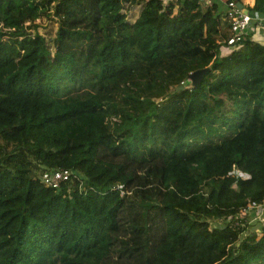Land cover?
<instances>
[{
    "label": "trees",
    "instance_id": "obj_1",
    "mask_svg": "<svg viewBox=\"0 0 264 264\" xmlns=\"http://www.w3.org/2000/svg\"><path fill=\"white\" fill-rule=\"evenodd\" d=\"M198 8L0 0V264H264V44Z\"/></svg>",
    "mask_w": 264,
    "mask_h": 264
},
{
    "label": "built area",
    "instance_id": "obj_2",
    "mask_svg": "<svg viewBox=\"0 0 264 264\" xmlns=\"http://www.w3.org/2000/svg\"><path fill=\"white\" fill-rule=\"evenodd\" d=\"M225 14L229 20L231 28V35L226 41V47L230 50L237 49L241 46L250 26H253L254 28L256 26L257 28L264 30V20L259 18L258 12L248 11L247 13H242L241 9L237 6V2L234 0H230L226 3ZM71 174L72 171L70 170L53 168L45 170L40 177L41 181L46 186L52 189H59L61 183L66 182ZM250 209H253L252 213L255 220L260 221L264 226V198L261 201L249 202L242 214ZM225 220V223L227 222L230 224L229 218Z\"/></svg>",
    "mask_w": 264,
    "mask_h": 264
},
{
    "label": "crops",
    "instance_id": "obj_3",
    "mask_svg": "<svg viewBox=\"0 0 264 264\" xmlns=\"http://www.w3.org/2000/svg\"><path fill=\"white\" fill-rule=\"evenodd\" d=\"M168 1L170 0H163V2H168ZM198 1H199V8L193 14L199 13L200 15L201 11L204 9L205 11L208 12L210 16L209 18H212L213 16L214 18H220L224 15L226 0H198ZM234 1H236L237 3H241L243 9L244 8L247 9L248 6H251L253 4L254 0H234ZM219 14H220V17H219ZM257 30L258 28L256 26L255 28L250 26L248 28L247 34L251 33V38L260 42L256 38L260 37L261 35H264V32H262L261 30L260 31H257ZM263 42L264 41H261L260 43H263Z\"/></svg>",
    "mask_w": 264,
    "mask_h": 264
},
{
    "label": "rangeland",
    "instance_id": "obj_4",
    "mask_svg": "<svg viewBox=\"0 0 264 264\" xmlns=\"http://www.w3.org/2000/svg\"><path fill=\"white\" fill-rule=\"evenodd\" d=\"M226 3H227V1H226ZM226 3H225V10H226ZM195 12L196 11H194L193 13H195ZM257 12H258L259 18L264 20V12L263 13L261 11H257ZM194 16L195 17L199 16V13L194 14ZM42 24L44 26L40 27L39 31L43 32V33H49L51 35L53 34V32L56 30V27H57V23H55V22L50 23L49 21H47L44 18L42 19ZM251 27H253V26H251ZM260 30L262 32H264L263 29H259V28L257 31H260ZM114 36H115L114 33H112V37H114ZM256 39L259 40L260 42L264 41V35H261L260 37H257ZM247 221H248V226H249L250 231L251 230H257V228L260 229L259 227L263 226V224L260 221L255 220V217H253V213H250V216L247 218ZM211 222L214 224L219 223L220 225H222L224 221L222 219H219L218 221H210V223Z\"/></svg>",
    "mask_w": 264,
    "mask_h": 264
},
{
    "label": "water",
    "instance_id": "obj_5",
    "mask_svg": "<svg viewBox=\"0 0 264 264\" xmlns=\"http://www.w3.org/2000/svg\"><path fill=\"white\" fill-rule=\"evenodd\" d=\"M238 8L241 9L242 13H247V9H243L241 3H237ZM209 71V69L196 70L188 75V81L190 83V87L195 89L199 83L201 82L203 76Z\"/></svg>",
    "mask_w": 264,
    "mask_h": 264
},
{
    "label": "clouds",
    "instance_id": "obj_6",
    "mask_svg": "<svg viewBox=\"0 0 264 264\" xmlns=\"http://www.w3.org/2000/svg\"><path fill=\"white\" fill-rule=\"evenodd\" d=\"M41 178V177H40Z\"/></svg>",
    "mask_w": 264,
    "mask_h": 264
}]
</instances>
